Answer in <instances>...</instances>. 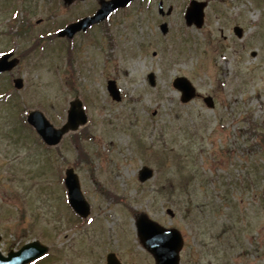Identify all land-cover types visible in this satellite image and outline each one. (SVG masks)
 I'll return each mask as SVG.
<instances>
[{
	"label": "rangeland",
	"instance_id": "374dc122",
	"mask_svg": "<svg viewBox=\"0 0 264 264\" xmlns=\"http://www.w3.org/2000/svg\"><path fill=\"white\" fill-rule=\"evenodd\" d=\"M94 1L69 9L62 0H0V54L21 58L0 76V208L8 211L0 251L37 239L50 255L35 264H100L95 251L105 246L141 259L139 212L183 231L200 264H264V0H198L208 3L201 28L186 26L189 0H163L165 12L172 8L163 17L160 0L135 2L131 13L77 36L70 59L67 39L51 34ZM176 77L202 98L182 104ZM109 79L121 89L118 101ZM204 96H213V109ZM78 98L88 123L57 147L42 145L28 113L40 110L61 127ZM144 166L154 177L141 183ZM68 168L93 206L77 228L63 183Z\"/></svg>",
	"mask_w": 264,
	"mask_h": 264
},
{
	"label": "water",
	"instance_id": "95a60500",
	"mask_svg": "<svg viewBox=\"0 0 264 264\" xmlns=\"http://www.w3.org/2000/svg\"><path fill=\"white\" fill-rule=\"evenodd\" d=\"M68 3L74 0H65ZM132 0H113L110 2H103L102 7L92 18H86L76 24H72L64 31L60 32L62 36L73 37L74 34L80 30H86L94 23H98L109 16L115 9L127 5ZM205 4L193 3L192 7L188 9L186 19L188 25L196 24L199 28L204 23ZM166 32V26H163ZM239 37L242 36V30L236 29ZM10 55L3 57L0 60V72L11 70L17 65V60L9 62ZM150 81L154 84V76L150 75ZM15 85L18 89L23 87L22 80H16ZM174 86L182 92V102L191 101L196 96V89L191 82L186 78H177L174 81ZM109 91L115 100H120V93L116 88L115 82L109 83ZM209 107L213 106L212 98L205 99ZM69 120L61 129H56L47 118L39 111L32 112L29 116V123L37 130L39 135L48 145H57L64 134L69 130H76L80 125L86 124L87 116L85 115L80 102L72 103V109L69 113ZM66 185L69 191V200L72 207L81 216L86 217L89 214V205L85 201L81 193L78 176L73 169H69L66 173ZM153 176V171L144 167L140 172V180L142 182L150 179ZM138 230L142 243L145 247L153 252L158 264H178V254L182 247V240L180 235L175 230H165L157 224L149 221L145 216L138 221ZM47 249L41 246L38 242L25 246L18 253H11L8 258H4L0 254V264H27L38 258H41Z\"/></svg>",
	"mask_w": 264,
	"mask_h": 264
},
{
	"label": "flooded vegetation",
	"instance_id": "af4514ba",
	"mask_svg": "<svg viewBox=\"0 0 264 264\" xmlns=\"http://www.w3.org/2000/svg\"><path fill=\"white\" fill-rule=\"evenodd\" d=\"M99 2H100V0L94 1L92 8L87 13V16L93 15L97 11V9L99 8ZM99 26H102V25H99ZM99 26H97V27H99ZM3 213H4V211L0 208V216H2ZM37 217H38V215H36V218ZM79 223H82V222L80 221V222H78V224ZM56 229H58V227H56ZM68 230L72 231V228H68ZM99 240L101 241V238L98 239L97 237H95L96 242ZM100 241H99V245H101ZM200 241L201 240H199V242ZM96 242L94 243L95 245H96ZM23 245L24 244L20 243L17 248L11 249V250H17L18 251L23 247ZM90 252L93 256L94 255L93 250L90 249ZM95 252L98 255V257L96 259H99L100 264H108V258L109 257H111L113 259L114 264H156V261H155L153 255L151 253H149L148 251H146L145 249H143V258H141V259L136 258L135 257L136 255L132 251L126 249V247H115L114 249H112V248H107V246H105V250L103 249V251H102V250L98 249ZM185 252H186V249L184 246V248L181 252V264H199L200 259L198 258V255L196 253H193V252L186 253L187 260L185 262L184 261ZM7 253H5V254H7ZM147 254H148V256H147ZM149 257H151V258H149ZM96 259H95V261H96Z\"/></svg>",
	"mask_w": 264,
	"mask_h": 264
}]
</instances>
